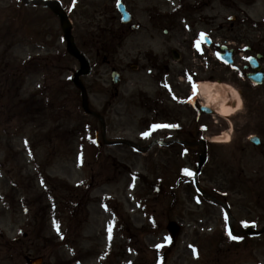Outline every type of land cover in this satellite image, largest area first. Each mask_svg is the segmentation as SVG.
<instances>
[{
  "label": "rangeland",
  "instance_id": "obj_1",
  "mask_svg": "<svg viewBox=\"0 0 264 264\" xmlns=\"http://www.w3.org/2000/svg\"><path fill=\"white\" fill-rule=\"evenodd\" d=\"M112 1L98 0L95 9L85 13V17H80L79 11L70 17L75 42L92 68L91 75L82 79L84 86L90 88L89 105L105 118L108 140L125 139L146 147L150 141L139 143L138 140L139 133L146 129L144 121L165 120H152L156 116L147 115L135 101L128 105L127 56L135 52L129 48L131 44L142 50L175 47L186 58L190 53V64L198 66L194 54H200L193 51V42L203 30L220 24L228 27V17H249L260 26L258 31L249 33L245 23L234 28L230 35L221 31L218 34L221 43L241 46L255 43L257 37L264 38V0H122L133 23L140 24L141 30L131 34L126 28L118 33L132 37L124 39L112 56L113 66L122 72L119 95L113 98L110 68L95 56L97 48L90 37L94 38L97 30L104 27L118 30L119 16ZM13 11L30 16L22 17L29 24L20 21ZM93 13H99L98 17H92ZM163 16L211 17L213 21L195 29L181 21L176 32L164 36L160 29L154 33L155 40L149 39L148 17ZM206 51L202 47L201 54ZM65 53L59 23L54 17H47L46 10L33 6L22 9L14 0H0V68L5 66L9 70L25 65L14 80L16 87L0 99V264H25L23 255L41 257L43 264H255L256 259L261 261L264 245L251 241L246 243L247 248L240 246L234 250L222 233L226 224L222 210L196 195L192 181L185 185L176 183L180 168L193 173L196 170L195 162H188L183 151L153 146L141 155L122 146L96 147L94 131L99 128L83 117L79 95L71 84L78 65ZM196 68L203 78L223 71L208 62ZM235 76L227 73L228 78ZM142 78L143 75L141 81ZM19 83L22 86L18 91ZM93 84L97 85L95 91L91 90ZM226 84L236 88L231 82ZM236 86L245 87L239 79ZM247 91L259 97V103L264 105V85L257 89L248 87ZM20 99L25 101V110L21 116L12 115L7 106L15 105ZM252 110L248 99L236 116L221 119L216 116L212 120L201 117L198 123L208 128L205 135L215 136L226 120L234 119L232 133L222 130V138L227 136L229 142L213 144L215 147L208 152L199 185L216 196L228 192L231 214L245 221H253L256 211L252 205H244L246 196L236 193L234 182L251 181L258 164L264 169V160L247 141L260 130L264 148V106L257 109L258 114L244 127L245 116ZM179 116L182 127L196 125V111L191 108L181 107ZM236 141L247 142L239 146L244 147V152L235 153L231 142ZM216 147L222 149H217L221 154L212 151ZM237 154L243 161L231 163L228 159L237 158ZM64 187L73 195L64 191ZM48 193L53 197H48ZM51 199L58 206L54 210L47 208ZM169 220L181 228L175 243L166 231ZM29 232L32 238L29 249V240L15 242L17 248L10 247L13 239Z\"/></svg>",
  "mask_w": 264,
  "mask_h": 264
},
{
  "label": "flooded vegetation",
  "instance_id": "obj_2",
  "mask_svg": "<svg viewBox=\"0 0 264 264\" xmlns=\"http://www.w3.org/2000/svg\"><path fill=\"white\" fill-rule=\"evenodd\" d=\"M28 1V0H27ZM65 11H68L69 16H72V12L79 11L80 17H85L84 14L95 9L97 5H95L98 0H58ZM20 2V1H19ZM114 2V0L112 1ZM20 5L24 7H20L22 9H27V2H20ZM91 5H95L93 8ZM99 13H93L92 17H98ZM158 16V15H157ZM47 17H54L47 10ZM183 21L189 27L208 26L206 22H212L211 17H148V22L150 24V29H148V33L150 34L149 39L155 40L154 33L158 30L162 29V33L164 36H168L169 33L176 32L180 26V22ZM228 27L226 24H220L216 28H208L205 32L212 37L218 36L221 31L226 32V34L230 35V32L234 30L236 27L242 26V22H244V17H240L237 19L236 17H230L228 19ZM130 28V27H129ZM134 33V32H130ZM194 35H196L194 33ZM132 37L128 35L126 38ZM240 42L241 40L238 39ZM131 44V43H130ZM218 51V44L212 46ZM129 48L134 49L135 52L128 53L127 60L128 68H129V76L130 79L126 80V93L128 91L129 98L127 99L128 105H131L133 101L137 103V106L147 113H152L154 116L158 118L166 119V123L168 127L157 128L156 133L162 134L161 136L167 140L168 143H171V148L175 151L178 148L182 147L186 150V156L188 162H191L195 156V153L199 151L198 154L205 151H211L210 145L204 142L205 136L203 135L207 130L205 127L191 125L190 127H180L179 125V109L181 107H189L195 108V103L191 102L185 103L186 100L183 98L188 96V92L193 86L194 81H198L201 77L198 75V71L196 67H202L206 65V63H216V66L222 69V72L216 73L215 75H209L206 79L214 80L216 82L221 81H232L237 84V80L239 79L242 83H244L245 87H237L240 92V98L243 102H247L248 99L251 100L252 107L254 110L263 107V104H260L259 97H255V95H251L252 93L247 91V88L250 87V83L247 80L246 76L253 73L252 69L249 66V58H257L260 55L259 48L257 45L250 46H241L234 49V56L237 57L240 52L243 53L242 59H240V63H236L233 66H225L216 58H219V53L216 55L212 53L205 54L202 56H198L197 65L194 66L190 64L191 54L189 53L188 58L180 52L176 55L173 53L175 48H165V46L158 47L157 50L152 49H144L141 47H137L134 44H131ZM210 49L211 47H206ZM241 48V49H240ZM142 51V52H140ZM214 51V52H216ZM133 54V55H132ZM176 56V58H175ZM264 56V53H263ZM264 57L262 58V60ZM114 61V59H112ZM259 65L264 70V60L263 62H258ZM239 67V68H237ZM189 71H193V75H189V84L181 87L179 84V79L181 75H185V73H189ZM236 74L235 77H227V73ZM143 75L142 81L140 80V76ZM264 85V83L262 84ZM261 87V86H260ZM256 89L257 87H252ZM192 91V90H191ZM134 92L131 96L130 93ZM115 96H118L117 90L115 91ZM182 101V104L180 103ZM203 105V104H202ZM200 117L197 118L199 120ZM165 123V122H164ZM229 124L225 126H221V130L218 131V134L222 133V130H229ZM232 126H230V129ZM230 131V130H229ZM260 132V130H259ZM257 132L256 136L261 140V133ZM243 133H241V136ZM161 139V140H164ZM208 139L207 137L205 138ZM232 142V145L235 151L238 153L244 152V147H239L241 144H246L247 142L241 141ZM197 144L199 146H197ZM194 146V147H191ZM259 156L264 160V148L263 143L260 142V145L257 148H254ZM209 154V153H208ZM238 155V154H237ZM233 158V159H232ZM225 159V158H224ZM232 160L231 163L238 164L239 160H242L240 155L238 157H231L228 159ZM243 161V160H242ZM261 164H258V168L255 169L254 174L252 175V180H235L236 188L240 186L242 182L246 181V185L244 187L251 184L252 186V208L253 211H256L253 219V226L251 229L255 232H261L259 236L255 237L256 245H264V169L260 168ZM241 177V175H238ZM234 191H231L232 193ZM227 193V195H226ZM237 194L247 193L246 191L236 190ZM228 192L223 194V203L226 207H224V213L226 216V223L229 226V216L227 210L231 209L232 204L228 198ZM234 196V195H232ZM230 237H236L234 241L238 243H245L247 239H249L246 233H250L247 227L243 225L242 221L239 219H232V224L230 223ZM27 234H24L22 237L23 241H27ZM231 241V238H229ZM233 240V239H232ZM236 244V243H235ZM29 246H32V242L29 243ZM255 264H264V257L261 261L258 262L256 259Z\"/></svg>",
  "mask_w": 264,
  "mask_h": 264
},
{
  "label": "water",
  "instance_id": "obj_3",
  "mask_svg": "<svg viewBox=\"0 0 264 264\" xmlns=\"http://www.w3.org/2000/svg\"><path fill=\"white\" fill-rule=\"evenodd\" d=\"M45 4L52 10V12L55 15L58 16V19L60 22V27H61V30H62L63 35H64V40L66 42L67 52L71 57L75 58L79 63V70L74 75L72 82L77 88H79L81 90L83 110L88 114H92L89 112V110L87 108V103H86V99H85V91H84V88L80 82V77L88 76L90 73L89 62L85 58V56H83L79 52V50L77 49V47L74 43V39H73L72 34H71L72 26L70 25L68 18L66 17L65 13L61 10L60 6L56 2H46ZM117 6H118V11L121 15V22L122 23L129 22L131 18L129 16V14H127L125 12L124 7L120 3ZM249 78L254 83L255 82H257V84L261 83V80H257L256 79L257 76H255V75L249 76ZM113 79L117 80V76L115 74H113ZM93 115L96 116L95 114H93ZM101 125L103 126L102 122H101ZM251 140L255 141V138H252ZM203 162H204V156L201 157V163L200 164H202ZM167 230L171 234L172 239L175 240V238L179 232V228L177 227V225L173 222H170L167 225ZM41 262H42L41 259H38L36 261H33L32 263L33 264H41Z\"/></svg>",
  "mask_w": 264,
  "mask_h": 264
},
{
  "label": "bare ground",
  "instance_id": "obj_4",
  "mask_svg": "<svg viewBox=\"0 0 264 264\" xmlns=\"http://www.w3.org/2000/svg\"><path fill=\"white\" fill-rule=\"evenodd\" d=\"M197 92L204 99V105L222 118L236 114L241 103L237 91L227 84L201 82L197 86ZM227 138L217 137L214 140L216 143H227Z\"/></svg>",
  "mask_w": 264,
  "mask_h": 264
},
{
  "label": "trees",
  "instance_id": "obj_5",
  "mask_svg": "<svg viewBox=\"0 0 264 264\" xmlns=\"http://www.w3.org/2000/svg\"><path fill=\"white\" fill-rule=\"evenodd\" d=\"M112 39L113 38L108 34L107 31L100 34V37L96 38V40L100 42L101 47L105 48L104 50L110 49V47H112ZM104 54H106V52Z\"/></svg>",
  "mask_w": 264,
  "mask_h": 264
},
{
  "label": "snow or ice",
  "instance_id": "obj_6",
  "mask_svg": "<svg viewBox=\"0 0 264 264\" xmlns=\"http://www.w3.org/2000/svg\"><path fill=\"white\" fill-rule=\"evenodd\" d=\"M201 39H204V35L203 34H201ZM197 50H199V43H197ZM249 59H251V58H249ZM154 127H156V128H160V127H168L167 125H156V126H154ZM187 174H190V173H187ZM230 236H231V234H230ZM232 239H236V237H231Z\"/></svg>",
  "mask_w": 264,
  "mask_h": 264
}]
</instances>
